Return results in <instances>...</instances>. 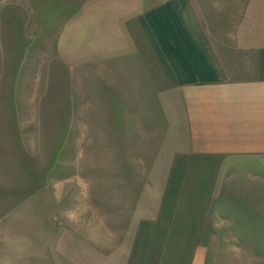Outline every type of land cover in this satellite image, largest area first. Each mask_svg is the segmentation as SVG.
Returning <instances> with one entry per match:
<instances>
[{
    "label": "rangeland",
    "instance_id": "1",
    "mask_svg": "<svg viewBox=\"0 0 264 264\" xmlns=\"http://www.w3.org/2000/svg\"><path fill=\"white\" fill-rule=\"evenodd\" d=\"M263 47L264 0H0V264H264V169L188 129Z\"/></svg>",
    "mask_w": 264,
    "mask_h": 264
},
{
    "label": "crops",
    "instance_id": "2",
    "mask_svg": "<svg viewBox=\"0 0 264 264\" xmlns=\"http://www.w3.org/2000/svg\"><path fill=\"white\" fill-rule=\"evenodd\" d=\"M255 64L256 73L252 77L212 79L213 84L225 88L230 94L195 97L202 106L192 114L188 129L191 134L195 133V137L200 136L204 145H210V150L206 151L218 159L212 160L217 167L264 169V47L257 49ZM183 99L187 101L190 97L184 96ZM199 126H207L210 131L200 134ZM262 177L256 173L247 176L249 183L256 185L264 183ZM231 179L227 178L226 183ZM238 179L246 180L244 177Z\"/></svg>",
    "mask_w": 264,
    "mask_h": 264
}]
</instances>
